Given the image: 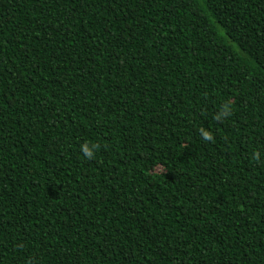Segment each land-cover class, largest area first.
Returning a JSON list of instances; mask_svg holds the SVG:
<instances>
[{
    "label": "trees",
    "instance_id": "1",
    "mask_svg": "<svg viewBox=\"0 0 264 264\" xmlns=\"http://www.w3.org/2000/svg\"><path fill=\"white\" fill-rule=\"evenodd\" d=\"M0 264H264V0H0Z\"/></svg>",
    "mask_w": 264,
    "mask_h": 264
},
{
    "label": "clouds",
    "instance_id": "2",
    "mask_svg": "<svg viewBox=\"0 0 264 264\" xmlns=\"http://www.w3.org/2000/svg\"><path fill=\"white\" fill-rule=\"evenodd\" d=\"M231 114V110H230V106L229 105H225V107L222 109L221 113L219 115H217L216 119L219 120L222 116L225 115H230ZM202 132V136L206 141H212L213 140V136L207 132L204 131L203 129L201 130ZM100 147V145L98 144H93V145H88V144H84L81 146V152L84 154V156L91 160L94 158L95 156V149H98ZM256 159H259V153L255 154Z\"/></svg>",
    "mask_w": 264,
    "mask_h": 264
}]
</instances>
